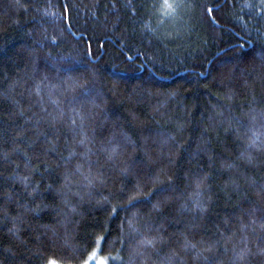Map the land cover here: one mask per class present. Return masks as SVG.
I'll use <instances>...</instances> for the list:
<instances>
[{
    "label": "trees",
    "instance_id": "trees-1",
    "mask_svg": "<svg viewBox=\"0 0 264 264\" xmlns=\"http://www.w3.org/2000/svg\"><path fill=\"white\" fill-rule=\"evenodd\" d=\"M96 249L264 264V0H0V264Z\"/></svg>",
    "mask_w": 264,
    "mask_h": 264
},
{
    "label": "snow or ice",
    "instance_id": "snow-or-ice-1",
    "mask_svg": "<svg viewBox=\"0 0 264 264\" xmlns=\"http://www.w3.org/2000/svg\"><path fill=\"white\" fill-rule=\"evenodd\" d=\"M177 2L178 0H160V7L165 14H171L175 11V5ZM94 256L95 253H93V257ZM50 264H55V261H51ZM101 264H103V261H101Z\"/></svg>",
    "mask_w": 264,
    "mask_h": 264
},
{
    "label": "rangeland",
    "instance_id": "rangeland-1",
    "mask_svg": "<svg viewBox=\"0 0 264 264\" xmlns=\"http://www.w3.org/2000/svg\"><path fill=\"white\" fill-rule=\"evenodd\" d=\"M93 253H95L94 257H93ZM101 261H103V264H109L106 255H103L102 253L99 252L98 249H96L91 253L88 260L83 264H101Z\"/></svg>",
    "mask_w": 264,
    "mask_h": 264
}]
</instances>
